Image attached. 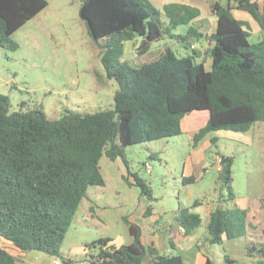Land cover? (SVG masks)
<instances>
[{
  "label": "trees",
  "instance_id": "1",
  "mask_svg": "<svg viewBox=\"0 0 264 264\" xmlns=\"http://www.w3.org/2000/svg\"><path fill=\"white\" fill-rule=\"evenodd\" d=\"M79 1L78 14L100 49L105 78L117 84L113 107L86 113L66 110L49 119L40 108L11 110L9 97L0 93V238L19 250L54 258L61 257V244L87 188L104 184L99 167L103 154L124 160L129 145L181 134L182 118L193 111L205 110L208 118L192 135V146L210 132H245L264 121V40L250 43L248 22L233 14L248 13L264 29V0L211 4L216 21L207 35L209 69L195 47V40L204 36L191 24L200 14L197 6L170 1L159 11L148 0ZM46 5V0H0V47L15 50L18 45L11 35ZM161 12L167 18L165 26ZM180 24L188 25L187 31L173 33ZM164 35L177 38L190 52L179 56L164 45L146 56L151 43ZM137 38L140 62L131 66L122 60L124 43ZM219 162L217 184L226 193H220L209 212L207 235L196 248L204 264H214L207 251H201L205 244L244 238L246 255H258L262 260L256 264H264V197L245 207L223 206L235 198L232 157L221 155ZM132 178L151 199L144 180L137 174ZM183 180L190 184L195 177ZM198 205L196 200L178 207L175 220L184 236L201 224L202 216L194 210ZM151 213L149 205L142 216ZM125 222L131 242L117 245L110 237L92 241L88 248L98 246V252L90 264H183L181 254L161 252L151 237L143 240L138 223L127 218ZM170 245L175 248L172 241ZM0 264L19 261L0 246Z\"/></svg>",
  "mask_w": 264,
  "mask_h": 264
},
{
  "label": "rangeland",
  "instance_id": "2",
  "mask_svg": "<svg viewBox=\"0 0 264 264\" xmlns=\"http://www.w3.org/2000/svg\"><path fill=\"white\" fill-rule=\"evenodd\" d=\"M47 5L24 25L18 28L11 39L17 48L0 47V93L9 97L11 110L40 108L49 119L59 118L66 110L86 113L113 107V94L117 84L105 78L100 61V49L87 33L84 21L78 14L79 0H46ZM162 11V5L177 1L197 6L200 14L191 24L204 36L195 40V47L203 53L208 65L206 48L207 35L215 28V16L211 4L215 1L225 4L228 0H148ZM236 18L246 20L249 26L250 43L264 40V29L242 11L233 10ZM162 26L167 18L161 12ZM188 25L180 24L173 33H185ZM139 39L125 41L122 60L131 66L139 64L135 51ZM168 45L179 56L190 52L174 37L164 35L152 42L145 54L150 57L162 46ZM209 69V66H206ZM205 110L186 114L185 131L178 135L163 137L124 148V160H114L103 154L99 160L103 185H91L80 201L72 223L61 244V261L71 264H90V258L98 252V246L89 247L100 237H110L117 245L131 242L132 236L125 218L138 222L143 229V240L154 237L161 251L177 246L174 253L184 257V264L190 261L186 251L194 242H202L206 232V212L213 209L219 195L217 168L221 155L232 157L233 201H224L223 206L234 204L245 206L264 197V121L255 122L248 131L210 132L196 146H192L193 133L206 123ZM216 136V143L209 137ZM137 174L151 189L148 199L133 182ZM193 175V183H185L184 176ZM200 202L198 212L203 221L189 235H182L175 215L178 207L191 206ZM151 206L152 219L143 217L147 206ZM149 222V223H148ZM156 225L155 235L151 236ZM157 225H159L157 227ZM224 239L221 244H208L201 251L213 259L214 264H228L224 258L231 253L240 260L239 240ZM1 240L12 247L6 240ZM32 264H49L38 256H51L44 252L29 250ZM230 251V252H229ZM201 253V252H200ZM191 264H196L193 259ZM232 264V263H229Z\"/></svg>",
  "mask_w": 264,
  "mask_h": 264
},
{
  "label": "crops",
  "instance_id": "3",
  "mask_svg": "<svg viewBox=\"0 0 264 264\" xmlns=\"http://www.w3.org/2000/svg\"><path fill=\"white\" fill-rule=\"evenodd\" d=\"M204 64H205V67L206 66H209L210 67V59L208 58V65L206 64V61L204 62ZM207 118H208V116H207ZM185 120H186V115L182 118V120H181V127H182V130L183 131H185V125H184V123H185ZM206 121H207V119H206ZM197 131V130H196ZM195 131V132H196ZM194 132V133H195ZM216 132H219V131H216ZM193 133V134H194ZM208 136V135H207ZM206 137V136H205ZM211 137H216V136H211ZM211 137H209V138H211ZM217 138V137H216ZM201 141V140H200ZM209 142H210V139H209ZM247 205V204H246ZM245 205V206H246ZM201 205H198L194 210L195 211H198L199 209H198V207H200ZM244 205L243 206H239V207H245ZM212 209L210 208V210H208L207 212H206V216H207V219H206V223H205V226H206V224H207V221H208V217H209V212L211 211ZM152 213H153V211H152ZM152 213H151V215H152ZM151 215L150 216H147V218H150V219H152V222L154 223V224H157V221L154 219V218H152L151 217ZM202 221H203V218H202ZM202 221H201V223H202ZM136 223H138V222H136ZM149 223V222H148ZM139 224V223H138ZM140 225V224H139ZM141 226V225H140ZM159 225H157V227H158ZM141 228H142V226H141ZM154 228H156V225H154L153 227H152V229H150V231H151V236H153V234L155 235V232H156V229H154ZM181 231H183L182 229H181ZM142 232H143V229H142ZM142 238H143V235H142ZM154 241H155V238L154 237H151ZM237 240H239V244H240V246L242 247L241 248V251L239 252V254H240V260H237V258H235V256H233L231 253H226L225 255H224V258H225V256L228 258V260H226V262L228 263H232V264H256L257 262H259V261H261L262 259H261V257L260 256H258V255H254V256H247L246 255V253H245V248H244V238H239V239H237ZM155 243H156V241H155ZM196 243L197 242H194V243H192L189 247H187V249H186V251H188V254L190 255L189 257V259H190V261H189V263L188 264H191L192 262H193V259L196 261V264H204V260H205V258H204V256L199 252V250L196 248ZM157 245V244H156ZM0 246L1 247H4L6 250H8L11 254H13L17 259H18V261H19V264H32L31 263V261L29 260L32 256H33V254L34 253H32L31 251H22V250H19V249H17V248H15L14 246H12V247H10L9 245H6L2 240H1V238H0ZM158 246V245H157ZM159 247V246H158ZM160 249V248H159ZM177 249V246H175V248H174V250L175 251H177L176 250ZM161 251V250H160ZM168 250H164V251H161V252H163V253H165V254H176V253H174V252H172L173 250L171 249L169 252H167ZM230 252V251H229ZM40 259H43L44 261H48L49 262V264L52 262V260H54V259H56V258H54V257H51V259H50V261L47 259V258H45V257H42L41 255H39L38 256ZM182 257H183V255H182ZM228 263V264H229ZM65 264H71L70 263V260L68 261V263H65ZM183 264H184V257H183Z\"/></svg>",
  "mask_w": 264,
  "mask_h": 264
},
{
  "label": "built area",
  "instance_id": "4",
  "mask_svg": "<svg viewBox=\"0 0 264 264\" xmlns=\"http://www.w3.org/2000/svg\"><path fill=\"white\" fill-rule=\"evenodd\" d=\"M218 160L220 161V158ZM216 168L219 169V164L216 166ZM50 264H65V263L56 258V259L52 260V262Z\"/></svg>",
  "mask_w": 264,
  "mask_h": 264
}]
</instances>
